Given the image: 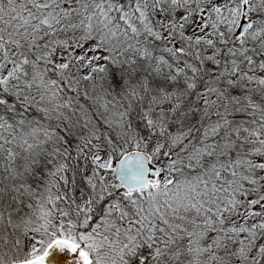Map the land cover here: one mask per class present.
<instances>
[{"label":"snow or ice","instance_id":"6c2138e0","mask_svg":"<svg viewBox=\"0 0 264 264\" xmlns=\"http://www.w3.org/2000/svg\"><path fill=\"white\" fill-rule=\"evenodd\" d=\"M0 264H264V0H0Z\"/></svg>","mask_w":264,"mask_h":264}]
</instances>
